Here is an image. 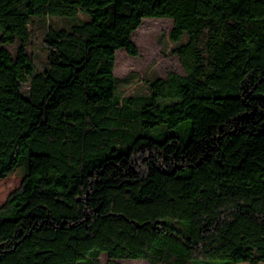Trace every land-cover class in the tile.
Here are the masks:
<instances>
[{"label": "trees", "instance_id": "16d2710c", "mask_svg": "<svg viewBox=\"0 0 264 264\" xmlns=\"http://www.w3.org/2000/svg\"><path fill=\"white\" fill-rule=\"evenodd\" d=\"M148 17L186 37L184 73L121 95L116 51ZM20 168L0 264L264 262V0H0V179Z\"/></svg>", "mask_w": 264, "mask_h": 264}, {"label": "rangeland", "instance_id": "374dc122", "mask_svg": "<svg viewBox=\"0 0 264 264\" xmlns=\"http://www.w3.org/2000/svg\"><path fill=\"white\" fill-rule=\"evenodd\" d=\"M49 22L59 26L64 25L66 21L56 17L37 18L31 25V40L28 49L39 70L45 67L46 49L43 39ZM172 26L173 20L169 17L143 18L140 25L131 34V40L136 46L137 53L131 55L124 48L116 51L117 62L115 61L113 72L117 78L118 93L121 95L144 94L148 92V81L156 77H165L170 71L184 73L178 54L173 49L179 43L186 41V37H182L176 42L173 41L169 36ZM207 39L208 33L205 32L199 41V47L203 48L204 55ZM10 49L14 51L15 47L10 46ZM23 87L26 88V85ZM23 175L24 169L20 168L15 173L0 179V205L8 193L20 184ZM109 259L107 253H102L99 256L100 264H107ZM115 260L121 264H163L135 258ZM237 264L249 263L239 262ZM257 264H264V262Z\"/></svg>", "mask_w": 264, "mask_h": 264}, {"label": "bare ground", "instance_id": "6f19581e", "mask_svg": "<svg viewBox=\"0 0 264 264\" xmlns=\"http://www.w3.org/2000/svg\"><path fill=\"white\" fill-rule=\"evenodd\" d=\"M116 59H117V53H116V58H115V61H116ZM117 62V61H116Z\"/></svg>", "mask_w": 264, "mask_h": 264}]
</instances>
